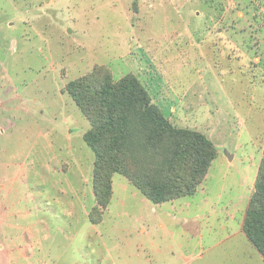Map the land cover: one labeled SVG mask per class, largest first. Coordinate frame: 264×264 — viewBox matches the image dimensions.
<instances>
[{
    "label": "rangeland",
    "instance_id": "obj_1",
    "mask_svg": "<svg viewBox=\"0 0 264 264\" xmlns=\"http://www.w3.org/2000/svg\"><path fill=\"white\" fill-rule=\"evenodd\" d=\"M107 77L212 142L193 195L154 204L122 174L96 181L69 87ZM0 161V264H264L244 231L264 167V0H0Z\"/></svg>",
    "mask_w": 264,
    "mask_h": 264
},
{
    "label": "trees",
    "instance_id": "obj_2",
    "mask_svg": "<svg viewBox=\"0 0 264 264\" xmlns=\"http://www.w3.org/2000/svg\"><path fill=\"white\" fill-rule=\"evenodd\" d=\"M69 94L93 124L85 142L96 155L97 182L105 177L108 186L110 173L122 174L154 204H162L193 195L216 158L205 135L174 128L134 77L118 84L107 77L98 87L86 79L72 83ZM137 122L147 129L145 147L152 151L147 163L130 156ZM150 162L153 169L146 168ZM244 231L264 260V167Z\"/></svg>",
    "mask_w": 264,
    "mask_h": 264
},
{
    "label": "crops",
    "instance_id": "obj_3",
    "mask_svg": "<svg viewBox=\"0 0 264 264\" xmlns=\"http://www.w3.org/2000/svg\"><path fill=\"white\" fill-rule=\"evenodd\" d=\"M10 125H11L10 128H12V129L17 127L15 123H14V124H13V123H10ZM10 125H9V126H10ZM26 159L29 160V156H27ZM0 162H1V161H0ZM0 165H3V166H4L5 164H1V163H0ZM21 168H22V169H23V168L25 169L26 166H23V165L20 164V167H19L18 169H21ZM18 173H20V171H18ZM18 173H17V174H18ZM1 177H2V176H1V173H0V179H1ZM10 262H11V264H12V261H10ZM8 263H9V262H8Z\"/></svg>",
    "mask_w": 264,
    "mask_h": 264
}]
</instances>
